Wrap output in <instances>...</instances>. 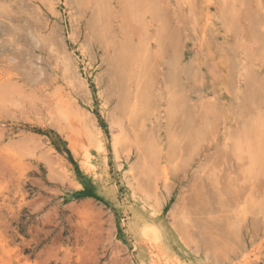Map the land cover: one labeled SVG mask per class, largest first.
Returning a JSON list of instances; mask_svg holds the SVG:
<instances>
[{"label":"rangeland","instance_id":"obj_1","mask_svg":"<svg viewBox=\"0 0 264 264\" xmlns=\"http://www.w3.org/2000/svg\"><path fill=\"white\" fill-rule=\"evenodd\" d=\"M147 248L264 264V0H0V264Z\"/></svg>","mask_w":264,"mask_h":264},{"label":"bare ground","instance_id":"obj_2","mask_svg":"<svg viewBox=\"0 0 264 264\" xmlns=\"http://www.w3.org/2000/svg\"><path fill=\"white\" fill-rule=\"evenodd\" d=\"M138 2V1H137ZM205 5V4H204ZM207 5V4H206ZM57 7V6H56ZM206 7V6H205ZM56 9V8H55ZM203 9V8H202ZM208 9V8H207ZM211 11V10H210ZM207 13V12H206ZM209 13V12H208ZM206 22V21H205ZM158 25V24H157ZM205 25V24H204ZM207 26V25H206ZM261 31V30H260ZM200 43V42H199ZM148 49V48H147ZM87 55V54H86ZM85 56V55H84ZM82 57V56H81ZM86 57H83V59H85ZM93 58V57H92ZM66 59V58H65ZM71 59V58H70ZM114 59V58H113ZM137 59V58H136ZM135 59V60H136ZM143 59V58H142ZM89 60H90V58H89ZM93 60V59H92ZM88 61V60H87ZM74 62H76V61H74ZM73 62V63H74ZM96 62V61H95ZM87 63V62H86ZM136 63V62H135ZM89 64V63H88ZM84 65V64H83ZM136 65V64H135ZM75 66V65H74ZM97 66V65H96ZM91 67V66H90ZM89 67V68H90ZM136 68V67H135ZM88 69V68H87ZM86 70V69H85ZM97 70V69H96ZM140 70V69H139ZM75 71V70H74ZM78 71V70H77ZM88 71V70H87ZM138 71V70H137ZM90 72V71H89ZM139 72V71H138ZM78 73H79V71H78ZM74 77V76H73ZM78 78V77H77ZM77 78H75V79H77ZM80 78V77H79ZM78 78V79H79ZM81 80V79H80ZM83 80V79H82ZM81 80V81H82ZM84 83V82H83ZM86 84V83H85ZM84 87V86H83ZM84 89V88H83ZM87 90V89H86ZM98 95V94H97ZM90 99V98H89ZM103 101H105V100H103ZM102 101V102H103ZM106 102V101H105ZM89 103V102H88ZM92 103V102H91ZM107 103V102H106ZM104 105V104H103ZM87 106H88V104H87ZM105 106H106V104H105ZM79 108V107H78ZM91 108V107H90ZM105 109H106V107H104ZM80 109V108H79ZM137 110H138V108H137ZM87 111V110H86ZM88 112V111H87ZM82 113V112H81ZM81 113H80V116H81ZM103 114V113H102ZM114 121H116V120H114ZM113 121V122H114ZM73 122V121H72ZM95 122V121H94ZM113 124V123H112ZM114 124H115V122H114ZM98 131V130H97ZM111 132V131H110ZM103 135V134H102ZM101 135V136H102ZM95 137V136H94ZM117 139V138H116ZM122 139V138H121ZM93 141V140H92ZM118 142V141H117ZM121 142V141H120ZM120 145H121V143H119ZM99 146V149H104L103 148V145H102V143L100 142L99 144H98ZM113 149H114V151H115V153H116V149H117V143H116V141H113ZM111 147V146H110ZM111 148V149H112ZM259 151V150H258ZM103 153V152H102ZM101 153V154H102ZM114 153V154H115ZM86 156H88V155H86ZM100 157V156H99ZM101 158V157H100ZM100 158H98V159H100ZM86 159V160H85ZM84 159V164H83V170L85 169L86 171H92V169L90 170V167H92L91 165L92 164H90L89 163V159H88V157L87 158H85ZM129 159V158H128ZM127 159V160H128ZM91 160V159H90ZM103 160V159H102ZM108 160V159H107ZM116 162H117V160L119 161V158L116 156ZM121 161V160H120ZM102 162V161H101ZM105 162V161H104ZM104 162H103V164H104ZM128 162V161H127ZM113 163V162H112ZM119 163V162H118ZM114 165V164H113ZM125 165V164H124ZM129 165V164H128ZM94 166H96V165H93V168H94ZM98 167V166H97ZM96 167V168H97ZM119 167V166H118ZM106 168V167H105ZM115 168H116V166H115ZM125 168V167H124ZM108 169H109V167H108ZM143 169V168H142ZM161 169H163V168H161ZM95 170V169H94ZM115 170V169H114ZM147 170V169H146ZM101 171V170H100ZM102 171H103V169H102ZM108 171V170H107ZM116 171V170H115ZM164 171V170H163ZM144 172V171H143ZM87 173H89V172H87ZM98 173H99V170H98ZM101 173V172H100ZM104 173V172H103ZM108 173V172H107ZM96 174V173H95ZM163 174V173H162ZM166 174V173H165ZM88 175V174H87ZM100 175H102V174H100ZM99 175V176H100ZM118 175V174H117ZM104 176V175H103ZM124 176V175H123ZM95 178H98V177H95ZM94 178V179H95ZM125 178V177H124ZM124 178H123V180H124ZM128 178V177H127ZM98 179H100V178H98ZM96 181H97V179H95ZM120 180H122V179H120ZM105 181V180H104ZM108 181H109V178H108ZM126 181V180H125ZM123 182V181H122ZM127 182H129V180L127 181ZM126 183V182H125ZM102 184V183H101ZM104 184V183H103ZM109 184V183H108ZM129 184V183H128ZM95 185V184H94ZM124 185V184H123ZM112 186H114V185H112ZM130 187V186H129ZM104 188V187H103ZM106 188V187H105ZM116 188V187H115ZM126 188H128L127 186H126ZM159 188V187H158ZM132 189V188H131ZM134 191V190H133ZM106 192V191H105ZM117 193V192H116ZM110 196V195H109ZM126 196V195H125ZM134 197V196H133ZM124 198H126V197H124ZM136 199V198H135ZM141 199V198H140ZM144 199H145V197H144ZM128 200V199H127ZM137 200H139V199H137ZM146 201V200H145ZM133 203V202H132ZM142 203V202H141ZM149 204V203H148ZM147 204V205H148ZM126 205V204H125ZM130 206V205H129ZM140 206H142V205H140ZM149 206H150V204H149ZM152 206V205H151ZM115 207H116V205H115ZM114 207V208H115ZM120 207V206H119ZM131 207V206H130ZM139 207V206H138ZM121 208V207H120ZM116 209V208H115ZM139 209V208H138ZM143 210V209H142ZM117 211V210H116ZM139 211H141V210H139ZM120 212V211H119ZM144 212V211H143ZM157 212V211H156ZM152 213V212H151ZM129 214V213H128ZM127 215V214H126ZM152 215V214H151ZM158 215H159V213H158ZM152 217V216H151ZM153 218H154V215H153ZM160 222H162L161 220H160ZM161 225V224H160ZM162 226V225H161ZM153 227V228H152ZM151 228V229H150ZM148 231V230H151V231H153L152 233L154 234L153 235V240L154 241H158V233L155 231V228H154V226H152V225H149V226H146L144 229H143V231ZM165 230V229H164ZM163 230V231H164ZM166 232V231H165ZM122 236V235H121ZM124 236V235H123ZM144 236H146L147 237V234L144 232ZM123 239V238H122ZM146 240V239H145ZM121 241V240H120ZM142 241V240H141ZM148 243V242H147ZM157 243V242H156ZM148 245V244H147ZM157 248V247H156ZM155 248V249H156ZM148 249V248H147ZM149 250V249H148ZM153 250V249H152ZM150 252H149V254H148V259H147V262H145L144 264H186V263H184V261L183 262H181L180 260H178L177 258H172V259H169L168 261H164V262H162L161 260H160V258H158L156 255H154L153 253L154 252H151V249L149 250ZM157 251V250H156ZM158 251H160V249H158ZM162 253V252H161ZM158 255V254H157ZM161 255H159V257H160ZM174 256V255H173ZM180 259V258H179ZM245 264V263H244Z\"/></svg>","mask_w":264,"mask_h":264}]
</instances>
